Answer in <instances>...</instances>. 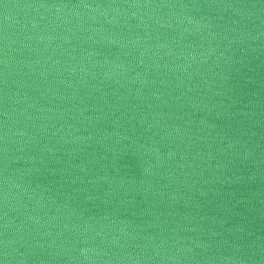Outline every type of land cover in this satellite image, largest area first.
Masks as SVG:
<instances>
[{
  "label": "water",
  "instance_id": "95a60500",
  "mask_svg": "<svg viewBox=\"0 0 264 264\" xmlns=\"http://www.w3.org/2000/svg\"><path fill=\"white\" fill-rule=\"evenodd\" d=\"M0 264H264V0H0Z\"/></svg>",
  "mask_w": 264,
  "mask_h": 264
}]
</instances>
